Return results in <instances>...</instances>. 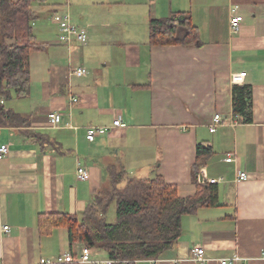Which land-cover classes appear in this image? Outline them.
I'll list each match as a JSON object with an SVG mask.
<instances>
[{
  "label": "crops",
  "instance_id": "crops-1",
  "mask_svg": "<svg viewBox=\"0 0 264 264\" xmlns=\"http://www.w3.org/2000/svg\"><path fill=\"white\" fill-rule=\"evenodd\" d=\"M31 8L33 41L43 47L28 57V95L4 102L26 124L0 126V145L8 147L0 159V260L38 264L79 253L84 244L70 243L65 228L39 235L37 216L80 214L110 167L161 175L179 196L193 195L190 167L204 142L212 154L199 172L216 179L217 205L184 215L181 237L157 264H194V245L204 248L203 264L234 255L241 259L231 264H264V0H47ZM233 8L243 18L236 33L228 22ZM64 10L86 28L85 43L58 40L50 17ZM175 12L189 16L199 44L148 45L149 18ZM81 66L83 76L70 73ZM240 71L252 89L249 123L232 112L230 76ZM53 111L61 114L56 127L48 122ZM216 114L221 123L210 132ZM116 118L122 126H113ZM89 126L108 129L88 141ZM78 165L87 180L77 179ZM239 170L247 179L237 178Z\"/></svg>",
  "mask_w": 264,
  "mask_h": 264
},
{
  "label": "trees",
  "instance_id": "trees-1",
  "mask_svg": "<svg viewBox=\"0 0 264 264\" xmlns=\"http://www.w3.org/2000/svg\"><path fill=\"white\" fill-rule=\"evenodd\" d=\"M47 0H0V98H23L29 93L30 52L42 49L36 44L33 22L38 18L33 2ZM147 44L184 46L199 44V35L189 16L175 12L164 18H149ZM232 112L242 123L252 121V89L249 84H234ZM0 103V126H24L26 121ZM53 146H56L54 142ZM212 154L204 142L195 146L190 178L195 193L182 197L175 184L161 175L148 178L129 176L124 168L107 169L105 182L78 215L41 213L37 216L39 235L48 236L56 228H65L68 240L103 251L110 264H134L158 259L173 249L182 234L181 219L199 207L217 205V186L200 180V166ZM113 205L114 215L107 219ZM143 264V263H142Z\"/></svg>",
  "mask_w": 264,
  "mask_h": 264
},
{
  "label": "built area",
  "instance_id": "built-area-1",
  "mask_svg": "<svg viewBox=\"0 0 264 264\" xmlns=\"http://www.w3.org/2000/svg\"><path fill=\"white\" fill-rule=\"evenodd\" d=\"M51 22L58 28V40L65 44L70 45L75 41L79 44H83L87 41L88 35L85 27L75 24L72 21V17L67 10L55 11L50 17ZM242 16L235 12V9L230 10L229 15V29L231 33H236L242 23ZM87 72L84 66L71 68L70 73L74 76H83ZM246 76L245 71L232 73L230 76V82L232 84H243ZM72 101H76V98H71ZM3 99L0 98V103H3ZM61 121V114L53 111L48 115V122L51 127H56ZM221 123L220 116L214 115L210 124L209 131L213 132L216 125ZM113 126H122V122L119 118L113 120ZM108 128L105 126H89L86 129L85 137L88 141H93L99 134L104 133ZM8 152L6 144L0 145V159L3 158ZM226 161L233 160L232 156H227ZM239 180L247 179V174L244 170H239L236 174ZM76 177L79 180H87L89 178V171L86 167L78 165L76 169ZM209 183H215L216 179H209ZM1 231L8 233L9 227L7 225L1 226ZM240 257L234 255L231 258L221 260L222 264H231L233 262L240 261ZM188 260L194 262V264H203L206 261L204 255V248L202 245H194L189 252ZM157 259H147L144 261H135L134 264H157ZM111 260L97 259L92 257L91 248L83 246L79 253L62 252L58 254L53 260L40 259L38 264H110ZM0 264H5L0 260Z\"/></svg>",
  "mask_w": 264,
  "mask_h": 264
},
{
  "label": "rangeland",
  "instance_id": "rangeland-1",
  "mask_svg": "<svg viewBox=\"0 0 264 264\" xmlns=\"http://www.w3.org/2000/svg\"><path fill=\"white\" fill-rule=\"evenodd\" d=\"M69 13H70V11H69ZM70 15H71V13H70ZM91 60L92 61L95 60L96 62H98V57H97V54L95 52H92ZM113 215H114V207H113V205H111V207L109 208L108 214H107V219L111 221L113 219ZM98 256L99 257H96L97 259H103L104 258L103 255L99 254Z\"/></svg>",
  "mask_w": 264,
  "mask_h": 264
},
{
  "label": "water",
  "instance_id": "water-1",
  "mask_svg": "<svg viewBox=\"0 0 264 264\" xmlns=\"http://www.w3.org/2000/svg\"><path fill=\"white\" fill-rule=\"evenodd\" d=\"M200 180H202V177L200 176Z\"/></svg>",
  "mask_w": 264,
  "mask_h": 264
}]
</instances>
